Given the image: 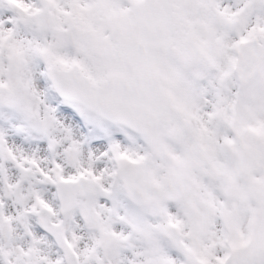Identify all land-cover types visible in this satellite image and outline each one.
I'll use <instances>...</instances> for the list:
<instances>
[{"label":"snow or ice","instance_id":"6c2138e0","mask_svg":"<svg viewBox=\"0 0 264 264\" xmlns=\"http://www.w3.org/2000/svg\"><path fill=\"white\" fill-rule=\"evenodd\" d=\"M0 264H264V0H0Z\"/></svg>","mask_w":264,"mask_h":264}]
</instances>
